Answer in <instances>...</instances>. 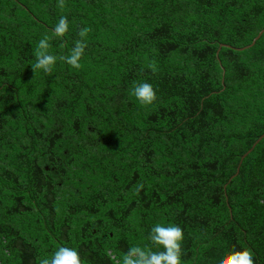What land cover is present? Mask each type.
<instances>
[{"label":"trees","instance_id":"1","mask_svg":"<svg viewBox=\"0 0 264 264\" xmlns=\"http://www.w3.org/2000/svg\"><path fill=\"white\" fill-rule=\"evenodd\" d=\"M62 15L49 51L87 27L81 67L33 71ZM262 29L264 0H0V219L15 185L53 173L43 257L58 235L84 264H116L163 222L184 229L182 264L243 247L264 264V137L241 161L264 134V33L237 49ZM143 81L151 105L130 94Z\"/></svg>","mask_w":264,"mask_h":264},{"label":"clouds","instance_id":"2","mask_svg":"<svg viewBox=\"0 0 264 264\" xmlns=\"http://www.w3.org/2000/svg\"><path fill=\"white\" fill-rule=\"evenodd\" d=\"M60 6L63 7V0H60ZM69 30L68 17L60 16L51 29V35L45 34L36 45L35 63L31 66L33 71L51 73L58 59L75 69L81 67L89 32L87 27L80 29L78 33L80 39L75 42L68 55L58 57L49 51L52 46L51 41L54 38L65 37ZM130 94L142 105H151L157 99L156 89L147 81L134 83ZM146 239L148 242L145 244L129 247L122 257L116 260V264H182L185 233L180 225L156 222L151 225ZM109 255L112 253L109 252ZM39 264H84V262L76 247L61 245L50 256L41 258ZM207 264H254V255L247 247L239 250L225 249L208 258Z\"/></svg>","mask_w":264,"mask_h":264},{"label":"flooded vegetation","instance_id":"3","mask_svg":"<svg viewBox=\"0 0 264 264\" xmlns=\"http://www.w3.org/2000/svg\"><path fill=\"white\" fill-rule=\"evenodd\" d=\"M26 153L29 152L23 154L27 155ZM30 156L28 154L24 159ZM55 163L59 164V162ZM45 169L49 172L53 168L47 165ZM53 175V173H46L37 177L33 174L29 178L30 181L15 185L16 204L13 207V216L7 214L0 219V264H39L43 254L48 255L50 248L46 247L45 242L42 241L53 240L49 225L54 222L58 215L57 211L62 206V202L54 200L53 197L54 195L56 198L59 197V189L63 187V183L56 177L51 178ZM37 197L45 199L44 204H40ZM38 221L41 222L39 226L36 224ZM9 223H12L13 227ZM103 233L98 234L97 241L100 244L106 241L105 233ZM57 240L58 247L67 246L66 239H61L57 235ZM109 252H112V248Z\"/></svg>","mask_w":264,"mask_h":264},{"label":"water","instance_id":"4","mask_svg":"<svg viewBox=\"0 0 264 264\" xmlns=\"http://www.w3.org/2000/svg\"><path fill=\"white\" fill-rule=\"evenodd\" d=\"M264 33V29H262L260 32H259V34L254 38V40H253V42L250 44V45H247V46H244V47H238L237 49H245V48H247V47H250V46H252V45H254V43L257 41V39L262 35ZM222 45H225V46H228V47H231L230 45H228V44H222ZM236 48V47H235ZM264 137V134H262L260 137H259V139L255 142V144L251 147V149L250 150H248L243 156H242V158H241V161H242V159L254 148V146L257 144V142H259L262 138ZM239 171V170H238ZM238 171H237V173H238ZM236 175V174H235ZM234 175V176H235Z\"/></svg>","mask_w":264,"mask_h":264},{"label":"rangeland","instance_id":"5","mask_svg":"<svg viewBox=\"0 0 264 264\" xmlns=\"http://www.w3.org/2000/svg\"><path fill=\"white\" fill-rule=\"evenodd\" d=\"M224 74V73H223Z\"/></svg>","mask_w":264,"mask_h":264}]
</instances>
